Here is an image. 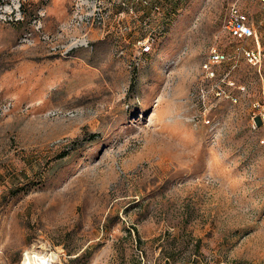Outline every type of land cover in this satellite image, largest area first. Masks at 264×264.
Listing matches in <instances>:
<instances>
[{"label":"rangeland","instance_id":"1","mask_svg":"<svg viewBox=\"0 0 264 264\" xmlns=\"http://www.w3.org/2000/svg\"><path fill=\"white\" fill-rule=\"evenodd\" d=\"M73 1L0 0V264H264L262 82L223 28L237 2L263 47L264 5L104 0L66 50Z\"/></svg>","mask_w":264,"mask_h":264},{"label":"built area","instance_id":"2","mask_svg":"<svg viewBox=\"0 0 264 264\" xmlns=\"http://www.w3.org/2000/svg\"><path fill=\"white\" fill-rule=\"evenodd\" d=\"M14 6L11 8V14L15 15V19L21 18V2L20 0H14ZM136 2L142 1V3H148L147 0H135ZM264 5V0H259ZM118 5L122 6L130 13L133 11L131 5H127L124 1H119ZM153 10L159 14L161 12V6L159 4H153ZM124 13L119 12L117 17ZM133 13V12H132ZM111 14V6L106 5L104 0H74L72 5V12L68 21V30L81 29V34L72 35L68 38L66 44L62 45V48L66 50H72L78 46L87 45V31L93 26L105 27L108 15ZM43 13L39 11L35 15L31 23L36 30H39L40 19ZM3 19L10 18L6 15H1ZM109 19V18H108ZM123 28L126 29V26ZM223 28L228 32L230 36L236 39L246 40L247 45L237 48L245 60L255 68L257 75L259 76L261 85V98L252 102V115L256 117L260 124L264 126V46L262 47L259 40V33L254 23L251 22L249 15L243 11L237 2H232L228 6L226 16L223 21ZM30 33H25L24 39L29 37ZM142 50L147 52L150 49V45L147 39L140 42ZM228 60L226 53L221 52L216 47H212L209 51L208 59L203 64V69L207 77L214 76L213 66L219 65ZM264 144V137L262 138Z\"/></svg>","mask_w":264,"mask_h":264},{"label":"bare ground","instance_id":"3","mask_svg":"<svg viewBox=\"0 0 264 264\" xmlns=\"http://www.w3.org/2000/svg\"><path fill=\"white\" fill-rule=\"evenodd\" d=\"M57 258L56 254H50L49 256L33 254L31 251L24 253L21 264H51Z\"/></svg>","mask_w":264,"mask_h":264},{"label":"trees","instance_id":"4","mask_svg":"<svg viewBox=\"0 0 264 264\" xmlns=\"http://www.w3.org/2000/svg\"><path fill=\"white\" fill-rule=\"evenodd\" d=\"M22 12H23V9H22ZM24 13V12H23ZM66 155V152H63L61 155H60V157H63V156H65Z\"/></svg>","mask_w":264,"mask_h":264}]
</instances>
